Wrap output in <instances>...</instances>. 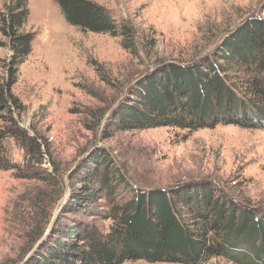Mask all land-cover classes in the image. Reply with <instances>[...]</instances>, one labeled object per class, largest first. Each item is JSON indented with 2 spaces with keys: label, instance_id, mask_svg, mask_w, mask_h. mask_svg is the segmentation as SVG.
<instances>
[{
  "label": "trees",
  "instance_id": "trees-1",
  "mask_svg": "<svg viewBox=\"0 0 264 264\" xmlns=\"http://www.w3.org/2000/svg\"><path fill=\"white\" fill-rule=\"evenodd\" d=\"M55 1L71 24L119 36L125 49L137 53L134 27L119 23L103 5L95 0ZM29 14L28 0H15L0 12L12 50L7 75L0 76V168L47 188L62 186L58 166L51 171L42 167L53 158L48 138L37 128L30 134L17 116L24 105L13 86L35 38L20 31ZM106 122V133L160 126L195 131L220 124L264 129V18L246 19L197 60L160 62L138 80ZM9 140L25 150L24 165L11 162ZM70 177L73 189L50 233L27 259L50 226L52 215L45 212L26 233L31 247L18 264H203L213 257L264 264V206L242 202L209 180L135 188L104 148H95ZM100 199L107 209L94 219L110 221L107 230L95 220H84L93 216ZM48 200L39 197L33 207L48 205Z\"/></svg>",
  "mask_w": 264,
  "mask_h": 264
},
{
  "label": "rangeland",
  "instance_id": "rangeland-1",
  "mask_svg": "<svg viewBox=\"0 0 264 264\" xmlns=\"http://www.w3.org/2000/svg\"><path fill=\"white\" fill-rule=\"evenodd\" d=\"M14 1L0 0V12ZM95 1L134 27L137 53L125 49L119 36L71 24L55 0H28L30 14L20 31L35 38L13 86L24 105L17 116L30 134L37 128L48 138L53 158L42 167L58 166L62 186L47 188L0 168V264L19 263L31 247L26 233L45 212L52 215L51 226L73 189L70 175L95 148L107 150L135 188L209 180L242 202L264 206V129L220 124L195 131L160 126L104 132L110 112L143 75L163 61L192 62L210 54L246 19L264 18V0ZM1 28L0 22L3 76L12 50ZM6 149L11 162L25 164L20 144L9 140ZM43 196H49L48 205L34 208ZM107 205L100 199L84 220L107 230L110 221L94 219ZM203 264L234 263L213 257Z\"/></svg>",
  "mask_w": 264,
  "mask_h": 264
},
{
  "label": "water",
  "instance_id": "water-1",
  "mask_svg": "<svg viewBox=\"0 0 264 264\" xmlns=\"http://www.w3.org/2000/svg\"><path fill=\"white\" fill-rule=\"evenodd\" d=\"M56 220V216L53 219V223ZM53 223L51 224V226L48 228V230L46 231V233L43 235V237L36 243V245L34 246V248L31 250V252L28 254L27 259L34 253V251L40 246V244L45 240V238L47 237V235L50 233L51 231V227L53 225Z\"/></svg>",
  "mask_w": 264,
  "mask_h": 264
}]
</instances>
